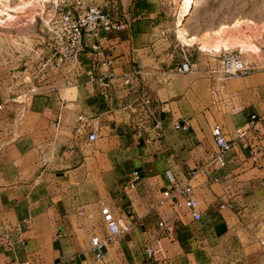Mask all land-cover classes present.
<instances>
[{
	"label": "crops",
	"instance_id": "crops-1",
	"mask_svg": "<svg viewBox=\"0 0 264 264\" xmlns=\"http://www.w3.org/2000/svg\"><path fill=\"white\" fill-rule=\"evenodd\" d=\"M161 10L147 3L127 12L122 29L85 36L73 69L35 77L21 70L31 60L14 70L5 58L0 76L10 80L0 83V264H142L148 246L154 247L148 264H264V236L253 233L264 222V171L236 146L219 166L211 135L219 123L232 136L252 112L264 127V71L225 79L244 108L217 113L207 70L213 57H194L188 47L171 44ZM93 44L113 56L115 71L130 73L131 86L89 90L88 74L107 71ZM186 59L191 69L177 70ZM142 93L152 98L153 117L139 102ZM182 120L189 122L186 131L172 125ZM92 129L97 137L89 140ZM194 167L200 170L191 177ZM134 169L141 179L129 188ZM177 183L194 186L199 219L163 195ZM103 204L126 229L107 244L108 255L96 259L89 240L107 234Z\"/></svg>",
	"mask_w": 264,
	"mask_h": 264
},
{
	"label": "built area",
	"instance_id": "built-area-1",
	"mask_svg": "<svg viewBox=\"0 0 264 264\" xmlns=\"http://www.w3.org/2000/svg\"><path fill=\"white\" fill-rule=\"evenodd\" d=\"M125 24L126 21L124 19L112 17L109 12L103 11L97 5H82L81 9L78 10H60L53 20L47 22V44L51 51L49 55L38 62L35 77H45L48 72L56 71L65 66L72 69L77 67L81 63L85 36L97 37L100 30L105 32L118 31ZM92 47L96 50L95 58L98 59L100 57V65H104L107 71L101 76H95L93 72L88 74L89 90L95 92L98 86L114 83L131 86L130 73L125 70L115 71L113 56L99 49L95 44ZM212 56L213 65L207 69L212 76L210 84L211 106L230 114L242 111L244 106L239 94L226 89L225 79L231 76L248 75L256 67L243 59L239 52L230 49H223V51ZM190 69L191 63L188 59L177 67L179 71ZM139 102L143 109L153 117L155 110L152 98L148 94L142 93L139 96ZM262 120L263 117L260 114L249 113L245 121L234 128L232 136H229L219 123H215L211 128L212 139L216 146L212 160L221 167L225 166L227 152L236 146L247 154V160L254 167L264 171V127ZM159 124L160 121L156 120L155 125L159 126ZM172 125L176 129L186 131L189 127V122L186 120L176 121ZM96 137L97 133L94 129L87 133L89 140H94ZM199 170L198 167L190 168V176H195ZM165 173L168 180L174 183L175 176L169 169H166ZM140 179L141 173L134 169L131 171L126 185L129 188H134ZM163 195L167 199L175 197L173 204L176 207L187 209L193 219L197 220L201 217L199 200L192 184H174L171 188L165 189ZM100 213L107 234L104 238L98 234H93L90 237V248L96 259H102L108 255L107 244L114 240L119 232L126 229V226L120 223L108 205H101ZM159 225L164 226L162 221H159ZM4 238L5 245L11 247L13 241L10 239L8 232L4 233ZM261 243L263 244L264 242L261 241ZM146 250V259L142 264L151 262L154 255L153 246H148Z\"/></svg>",
	"mask_w": 264,
	"mask_h": 264
},
{
	"label": "rangeland",
	"instance_id": "rangeland-1",
	"mask_svg": "<svg viewBox=\"0 0 264 264\" xmlns=\"http://www.w3.org/2000/svg\"><path fill=\"white\" fill-rule=\"evenodd\" d=\"M153 2L161 5L171 44L188 47L194 57L200 53L213 57L223 49H230L239 52L251 65L261 64L263 67L255 70L264 71V0H0V70L6 68L5 58L15 65L11 68L14 70L21 67L22 61L31 60L22 63L21 70L24 75H35L38 62L51 51L47 44V22L60 10H78L91 4L123 19L128 11ZM218 31L221 32L218 36H212ZM241 39L250 45L242 46ZM213 48L222 49L213 51ZM24 75L16 77L20 80L17 85L23 84ZM8 80L0 76V83L8 84ZM211 107L221 115H230ZM233 119L242 122L241 114ZM250 230L254 229L247 232ZM254 232L264 236V222Z\"/></svg>",
	"mask_w": 264,
	"mask_h": 264
},
{
	"label": "bare ground",
	"instance_id": "bare-ground-1",
	"mask_svg": "<svg viewBox=\"0 0 264 264\" xmlns=\"http://www.w3.org/2000/svg\"><path fill=\"white\" fill-rule=\"evenodd\" d=\"M185 13L186 12H184L182 15H185ZM223 29V28H222ZM221 31V30H220ZM221 32H214L213 34H212V36H218L219 34H220ZM224 44H225V42H223ZM241 44H242V46H248V45H250V43L247 41V40H243V39H241ZM222 45V44H221ZM226 45V44H225Z\"/></svg>",
	"mask_w": 264,
	"mask_h": 264
}]
</instances>
